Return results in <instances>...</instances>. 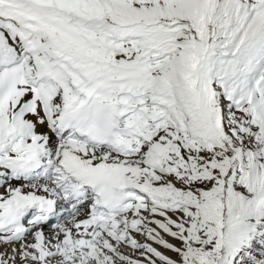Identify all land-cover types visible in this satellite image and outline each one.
I'll return each mask as SVG.
<instances>
[{"label": "snow or ice", "instance_id": "snow-or-ice-1", "mask_svg": "<svg viewBox=\"0 0 264 264\" xmlns=\"http://www.w3.org/2000/svg\"><path fill=\"white\" fill-rule=\"evenodd\" d=\"M0 264H264V0H0Z\"/></svg>", "mask_w": 264, "mask_h": 264}]
</instances>
